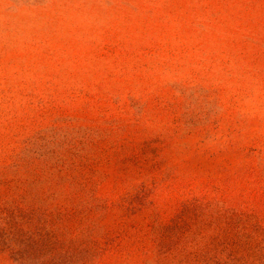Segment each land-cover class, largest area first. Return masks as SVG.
I'll return each mask as SVG.
<instances>
[{
    "label": "rangeland",
    "instance_id": "obj_1",
    "mask_svg": "<svg viewBox=\"0 0 264 264\" xmlns=\"http://www.w3.org/2000/svg\"><path fill=\"white\" fill-rule=\"evenodd\" d=\"M0 264H264V0H0Z\"/></svg>",
    "mask_w": 264,
    "mask_h": 264
}]
</instances>
